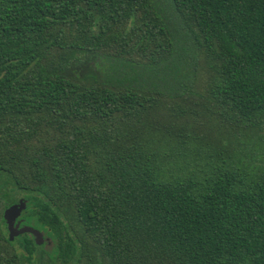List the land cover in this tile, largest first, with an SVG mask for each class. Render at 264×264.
Masks as SVG:
<instances>
[{
  "label": "trees",
  "instance_id": "16d2710c",
  "mask_svg": "<svg viewBox=\"0 0 264 264\" xmlns=\"http://www.w3.org/2000/svg\"><path fill=\"white\" fill-rule=\"evenodd\" d=\"M263 131L264 0H0V264H264Z\"/></svg>",
  "mask_w": 264,
  "mask_h": 264
},
{
  "label": "rangeland",
  "instance_id": "374dc122",
  "mask_svg": "<svg viewBox=\"0 0 264 264\" xmlns=\"http://www.w3.org/2000/svg\"><path fill=\"white\" fill-rule=\"evenodd\" d=\"M187 71H188V69H187ZM190 74H191V72H190ZM205 78H206L205 72H204L203 68L200 67V72H199V70H197L196 77L195 78L193 77V80L195 79V81H196L195 83H198L197 87L194 86V90L195 91H197V92L200 91V89L202 88V83H203ZM191 79H192V76H191V78L189 80H186V82L188 84H190V85L192 83ZM176 101H178V100H176ZM178 103H179L180 107H181V105H186V106L188 105V103H186L184 101H178ZM196 119L198 121L202 122V124H204L205 126H207L206 119L204 117H202V116L197 117L196 116ZM209 124H211V122H209ZM193 126H196V125H193ZM210 131L212 132L214 137L217 136V131L216 130H210ZM196 132L199 133V135L204 134V135H207V137L209 136V132L206 133L207 132L206 128H204L202 130H199L198 127H196ZM261 135H262L261 139H260V137L258 138L256 135H253V134H251L250 136H247L246 140L243 139L244 140V144H243V149H244L243 152H244V154L242 155V157L245 160L255 161L254 160L255 158L252 160V156L251 155H256L257 151L262 152V149L260 147H262V145H264V131H263V133H261ZM3 211H4V208H3V205L1 204L0 205V219L2 217ZM24 235L26 237H31L30 234H24ZM51 250H52V252L55 251V245L52 246Z\"/></svg>",
  "mask_w": 264,
  "mask_h": 264
},
{
  "label": "water",
  "instance_id": "95a60500",
  "mask_svg": "<svg viewBox=\"0 0 264 264\" xmlns=\"http://www.w3.org/2000/svg\"><path fill=\"white\" fill-rule=\"evenodd\" d=\"M25 207V201H23V199H19L16 203H13L4 208L3 218L8 229V238L9 240H13L20 234L30 233L33 235L34 240L37 244H42L44 241V237L39 229L27 224L19 226L20 221H15L20 216L21 211L24 210Z\"/></svg>",
  "mask_w": 264,
  "mask_h": 264
},
{
  "label": "flooded vegetation",
  "instance_id": "af4514ba",
  "mask_svg": "<svg viewBox=\"0 0 264 264\" xmlns=\"http://www.w3.org/2000/svg\"><path fill=\"white\" fill-rule=\"evenodd\" d=\"M23 211H24V210L21 211L20 216L15 220L16 222H17V221H20L19 226L24 225V223L21 221V220H22L21 215L23 214ZM2 216H3V213H2ZM6 229H7V226H6ZM24 234H30V233H23V234H20V235H24ZM7 235H8V229H7ZM30 235L33 237L32 234H30ZM33 238H34V237H33Z\"/></svg>",
  "mask_w": 264,
  "mask_h": 264
}]
</instances>
